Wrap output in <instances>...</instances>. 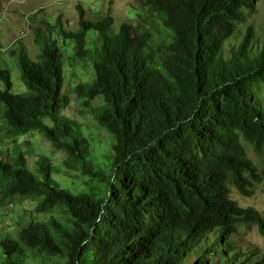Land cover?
<instances>
[{
    "label": "trees",
    "instance_id": "obj_1",
    "mask_svg": "<svg viewBox=\"0 0 264 264\" xmlns=\"http://www.w3.org/2000/svg\"><path fill=\"white\" fill-rule=\"evenodd\" d=\"M254 3L142 0L146 16L138 12L137 24L117 32L111 15L87 20L80 6L76 31L58 21L75 57L92 62L94 78L76 86L77 97L84 107L103 101L95 120L119 145L105 170L63 113L70 98L57 41L36 31V60L23 48L12 52L24 93H12L0 45L6 138L39 132L64 155L66 171L81 165L86 186L59 188L67 178L54 180L59 170L46 155L34 169L17 147L8 160L0 156V206L30 198L44 215L0 240V264H26L30 256L39 264H264V249L241 254L237 243L244 227L264 236V216L239 206L230 188L252 197L264 181V40L249 26L224 51ZM155 18L166 31L156 46Z\"/></svg>",
    "mask_w": 264,
    "mask_h": 264
},
{
    "label": "rangeland",
    "instance_id": "obj_2",
    "mask_svg": "<svg viewBox=\"0 0 264 264\" xmlns=\"http://www.w3.org/2000/svg\"><path fill=\"white\" fill-rule=\"evenodd\" d=\"M141 3L142 0H3L0 3V45L3 48L1 66L11 71L12 93L27 91L20 79L14 55L16 49L19 47L25 49L27 54L36 60L40 53L35 41L36 31L44 33L46 38H48L46 35L50 34L51 39L57 41V45L63 53L62 73L66 79L64 93L70 98V105L63 113L74 121L76 134L89 140L92 156H94L98 167L102 168L101 170L107 169L109 160L119 151V145H115L116 140L95 120V114H101L106 108L103 101L96 99L88 107H84L82 101L78 99L76 86L80 83H90L94 78L92 62L89 59L83 60L75 57L74 41L65 42L59 33L60 28L56 24L59 21L65 32L76 31L79 22L77 7L80 6L83 8L87 20L111 15L114 19L113 30L117 32L122 23L137 24L140 19L137 17L138 12L142 16H146ZM155 19L157 20V18ZM249 26L255 29L256 38L262 42L264 40V0H255L253 8L244 12V22L237 25L232 40L226 43L225 55L228 54L232 46H238L241 43ZM156 28L154 46L162 43V38L166 34L159 21ZM88 42L90 45L93 43L90 35ZM0 88H3L2 84H0ZM5 129L6 124L0 116V156L8 160L9 152L14 156V147H17L25 155L29 168L34 169L39 156L46 155L52 159L54 164L56 161L59 170V173L54 175V180L56 182L61 180L63 183L67 178L62 185L60 183L61 187L58 185L59 188L72 190L76 185L79 190H86L81 176V165L73 164L66 171L64 155L60 151L54 150L43 135L34 131L11 139L6 138ZM247 149L249 156L258 164L259 158L248 146ZM230 188L232 190L231 198L239 206L253 207L264 216V181L256 186L252 197H244L233 186ZM43 216L35 212V202L32 199L14 197L12 203L6 202L2 207L0 206V240L15 238L18 231L25 227L27 222L40 217L42 219ZM49 216L46 215L45 219ZM212 237L213 235L209 236V242ZM237 243L241 248V254L248 251H260L264 249V236L259 233L256 226L244 227L241 228L240 234L237 236ZM248 248L250 249L248 250ZM195 257L196 255L192 254L191 261ZM211 258L214 259L215 255ZM26 264L39 263L30 256Z\"/></svg>",
    "mask_w": 264,
    "mask_h": 264
},
{
    "label": "clouds",
    "instance_id": "obj_3",
    "mask_svg": "<svg viewBox=\"0 0 264 264\" xmlns=\"http://www.w3.org/2000/svg\"><path fill=\"white\" fill-rule=\"evenodd\" d=\"M2 50H3V48H2ZM2 50H1V51H2ZM93 73H94V72H93ZM212 238H213V237H212ZM1 240H2V239H1ZM211 241H212V240H211Z\"/></svg>",
    "mask_w": 264,
    "mask_h": 264
}]
</instances>
